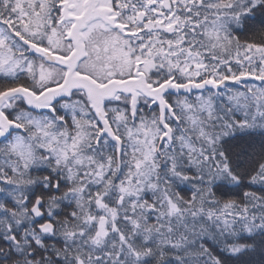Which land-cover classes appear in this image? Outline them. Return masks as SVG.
I'll return each instance as SVG.
<instances>
[{
  "label": "snow or ice",
  "instance_id": "obj_1",
  "mask_svg": "<svg viewBox=\"0 0 264 264\" xmlns=\"http://www.w3.org/2000/svg\"><path fill=\"white\" fill-rule=\"evenodd\" d=\"M0 264H264V0H0Z\"/></svg>",
  "mask_w": 264,
  "mask_h": 264
}]
</instances>
